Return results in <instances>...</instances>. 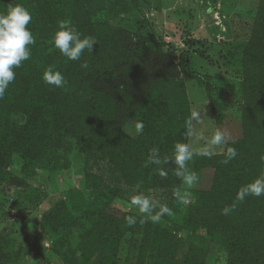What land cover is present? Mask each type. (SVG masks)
<instances>
[{"label": "rangeland", "instance_id": "obj_1", "mask_svg": "<svg viewBox=\"0 0 264 264\" xmlns=\"http://www.w3.org/2000/svg\"><path fill=\"white\" fill-rule=\"evenodd\" d=\"M97 6L101 9L95 18L113 26L121 45L136 60L137 74L124 73L129 91L149 98L146 105L139 102L133 108L128 96L120 94L118 110L125 136L118 134L117 141L139 145V139H143L139 150L151 151L145 140V125L142 131L136 127L143 116L149 110L156 114L163 105H170L172 114L186 108L191 128L188 145L194 153L186 167L198 179L193 184L182 179L178 186L151 188L146 182L153 176L148 172L154 169L149 167V157L142 155L138 160L141 163L137 162V167L133 164L131 180L138 183L130 186L125 166L116 157L89 159L73 137L64 138L59 156L65 160L49 170L27 171L22 157L15 155L9 168L0 170V264H89L86 254L90 242L83 249L82 241L102 216L115 210L134 214L140 223L144 221L125 236L119 264H156L161 253L167 256L162 237L171 236L182 241L178 253L170 248L182 263L193 239H208L207 229L195 228L189 222L192 208H201L207 202L199 192L210 188L213 174L205 171L201 175L200 162L206 155L197 153L207 147L206 141L217 130L224 131L228 140L241 137L246 100L250 97L251 102H264L256 83L248 82L244 71L261 0H104ZM260 46L254 52L257 58L264 56V42ZM185 60L191 70L209 76V84L202 86L182 73L180 65ZM262 66L264 73V59ZM180 79L184 91L175 90L167 100L162 99L160 90L166 83ZM111 114L113 108L106 105L105 115ZM194 114L198 116L194 118ZM14 121L24 125L26 117L18 115ZM183 128L184 118L178 114L162 119L152 131L158 134L161 146L176 142ZM224 152V146H216L210 156ZM143 177L144 182L140 181ZM134 195L151 200L152 214L165 205L170 211L159 222H152L148 214L131 205ZM149 227L168 233L148 234ZM153 241L161 248L153 249L150 244L142 250L146 242ZM208 246L206 264H230L227 249L214 240Z\"/></svg>", "mask_w": 264, "mask_h": 264}, {"label": "trees", "instance_id": "obj_2", "mask_svg": "<svg viewBox=\"0 0 264 264\" xmlns=\"http://www.w3.org/2000/svg\"><path fill=\"white\" fill-rule=\"evenodd\" d=\"M100 1L104 2L0 0V13L6 12L12 3L22 5L31 13L32 19L27 27L35 39V43L30 46V59L14 69L16 77L4 97L0 98V170L8 169L15 155L22 157L27 171L52 169L56 162L60 164L65 160L59 156L64 148V138L73 137L87 158L116 157L125 166L123 171L130 181L129 185L138 183L131 180L135 172L133 164L137 167L139 157H149L151 151L148 149L142 153L139 150L143 139H139V145L134 142L122 145L117 141L118 134L124 135L122 129L125 126L121 124L118 107L121 105L120 94L128 96L133 108L140 105L139 102L146 105L149 98L147 96L145 100L142 93L129 91L124 73L137 74L136 60L129 49L121 45L113 26L95 18L97 10L101 9L97 6ZM61 23L74 27L82 37H94L97 44L93 46V51H85L79 61H70L63 56L53 45V36ZM263 42L264 0H261L254 37L244 59V71L247 81L256 83L264 101V73L261 71L264 56H254L255 50L262 48L260 45ZM82 63H87V67H81ZM180 67L182 73L198 80L202 86L209 84L211 78L191 70L188 60L182 62ZM48 68L63 74L67 81L64 88H55L43 82L42 73ZM184 87L182 79L167 82L163 90H160L161 97L167 100L173 91H184ZM106 105L113 108L110 117L105 115ZM169 106L163 105L156 114L149 110L142 119L148 148L158 149L162 161L164 157L172 156L176 143L188 144L190 136L187 134L190 113L184 108V112L178 114L184 118L185 128L177 134V141L158 146L159 136L152 128L167 116L178 115L172 114ZM243 113L241 137L228 140L224 146L225 151L226 147H234L237 156L228 164L223 163L225 152L206 156L200 162L201 175L210 171L213 173L212 180L209 189H201L199 192L200 198L207 202L201 208H192L189 222L195 228L202 226L207 229L208 239H193L194 242L189 243L187 256L180 263L174 253H178L181 239L176 236L162 237L168 249L167 256L161 253L156 264H206L208 244L212 240L227 249L230 264H264V196H248L243 202H235L239 188L264 173V160L261 159L264 157V102H251L249 97ZM18 115L26 117V124L14 121ZM149 167L154 169L148 172H153V176L146 182L151 188L178 186L182 182V178L175 174L177 166L171 160L159 165L150 160ZM162 172L166 174L162 175ZM140 181L144 182L145 178ZM233 203H236L235 209L223 215L222 209ZM127 216L134 217V226H127ZM97 224L81 244L85 249L90 242L89 253L86 254L89 264H119L125 236L134 233L136 225L140 228L143 223L134 214L115 210L113 214L102 216ZM153 231L161 235L168 233L166 230L150 228L148 234ZM150 244L153 249L161 248L153 241L146 242L142 250L145 251L148 247L145 246ZM172 247L176 252H170ZM96 257L99 258L97 262L94 261Z\"/></svg>", "mask_w": 264, "mask_h": 264}, {"label": "clouds", "instance_id": "obj_3", "mask_svg": "<svg viewBox=\"0 0 264 264\" xmlns=\"http://www.w3.org/2000/svg\"><path fill=\"white\" fill-rule=\"evenodd\" d=\"M32 19L31 13L22 5L12 3L7 11L0 13V98H3L10 83L15 79L14 69L19 68L23 61L30 59V46L35 43V39L28 29L27 25ZM97 44L94 37L83 36L74 27L66 23H61L59 30L53 36V45L59 52L70 61H79L85 51L92 52L93 46ZM81 67H87V63H82ZM42 80L45 84L55 88H64L67 84L65 77L60 71H54L48 68L42 73ZM198 114H194L196 118ZM138 130L143 129V124L136 125ZM191 135V128L187 132ZM228 138L224 131L217 130L210 139L206 141L207 147L203 148L199 155L210 156L216 146H226ZM224 164H228L237 156V150L234 147H226ZM194 153L186 143H176L171 157H164L163 161L158 155V149L153 148L149 154L151 162L159 165L162 162L171 160L176 166L175 174L193 184L198 177L195 173L188 172L186 164L193 157ZM264 160V157H261ZM165 175L166 173H161ZM264 196V173L254 181L242 186L236 193L235 202H243L246 197ZM131 205L138 208L141 213L148 214L152 222H159L161 217L167 214L170 209L165 205L153 213V205L149 198L142 195H134L130 200ZM236 203L225 206L222 209L223 215H228L236 207ZM144 221H141L143 223ZM127 226L136 224L133 216L126 217Z\"/></svg>", "mask_w": 264, "mask_h": 264}]
</instances>
